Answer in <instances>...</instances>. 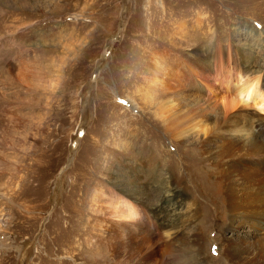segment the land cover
Segmentation results:
<instances>
[{"label":"rangeland","instance_id":"obj_1","mask_svg":"<svg viewBox=\"0 0 264 264\" xmlns=\"http://www.w3.org/2000/svg\"><path fill=\"white\" fill-rule=\"evenodd\" d=\"M251 27L264 32V0H0V264H161L162 257L173 264L170 247L141 261L149 241L125 240L121 228L112 230V243L100 240L106 206L133 201L132 193L155 205L164 190L181 204L203 201L206 192L197 196L174 175L185 144L165 133L161 107L182 109L176 136L203 137L214 113L193 100L225 92L217 80L213 92L183 75L185 53L194 49L209 60L205 67L221 55L224 75L252 55L264 67ZM172 60L180 78L174 95L152 84L145 68ZM256 108L229 113L226 126L260 118L264 132V110ZM156 213L143 221L160 233L178 231L188 241L199 227ZM199 223L210 253L204 264L226 263L206 240L217 246L220 233ZM242 226L241 236L260 235Z\"/></svg>","mask_w":264,"mask_h":264},{"label":"bare ground","instance_id":"obj_2","mask_svg":"<svg viewBox=\"0 0 264 264\" xmlns=\"http://www.w3.org/2000/svg\"><path fill=\"white\" fill-rule=\"evenodd\" d=\"M248 29L257 32L256 35L264 46V32L252 27ZM193 50L190 49L185 53L182 63L186 72L183 75L192 74L196 81L211 91L217 89L219 82L218 89L223 85L225 92L220 100H215L214 93L209 91L206 95H198L193 100L196 108L203 111L210 105L214 113L209 119L211 126L203 128L205 135L198 139L190 134L176 136L175 131L181 125L180 115L177 112L182 109L171 112L170 107L163 105L161 107L163 117L160 121L173 143H176L175 139H179L185 144L180 157L173 165L174 175L177 179L187 180V187L190 185L191 191L197 193V196L206 192L203 201L198 204L195 201L181 204L178 195L171 193L170 190H164L157 195L155 205H149L150 203L146 201L148 197L145 200L143 199L145 194L139 193L130 195L133 201L126 198L118 201L110 199L106 206L109 208L106 212L104 229L106 236L97 235V237L100 240L108 239L112 243V230L121 228L125 240L134 238L137 244L141 242L143 244L145 240L149 241L150 244L140 258L141 261L158 250L164 252L163 249L170 247L175 258L173 264H204L205 258L210 253L205 254L203 250L204 238L199 223L201 221L205 226L208 225L220 233V237L215 234L217 236L215 240L219 241L217 246L206 239L211 252H216L215 249L219 250L217 259L221 260L219 258L222 257L226 260V263L221 260L219 264H264V132L261 131L263 123L260 118L247 117V124L226 126L228 114L231 112L236 114L247 106L264 110V67H256L259 58L253 55L249 59L239 57V67L230 66L231 72L228 69V72L226 71L228 74L224 75L223 69L219 70L223 68L219 63L221 55L212 56L210 58L212 64L209 65L210 67H205L201 64L204 62L207 64L209 60L202 62L204 57L197 55ZM162 63L159 66L158 62L156 64L148 62L145 68L150 72L152 84L160 82L165 92L174 95L180 84L179 68L173 60ZM211 98L214 100L209 103ZM179 104L180 107L185 106L182 100H179ZM192 143L200 146L197 149L192 148L190 147ZM223 183H229L226 185L225 193L222 191ZM243 183H247V187L242 185ZM155 210L158 212L155 219L158 217L161 220L169 214L168 212L176 213L173 220L185 218L192 225L199 227L194 229L188 241L183 234L172 230L174 227L171 228V232L176 233V236H172L168 229L165 233H160L163 230L151 228L152 225L146 222L149 218L152 219L151 212L155 213ZM172 215L169 214V217L172 218ZM215 218H220L219 220L223 218L222 225H215ZM150 222L157 225V222L154 223L152 220ZM242 225L250 228L252 232L259 230L260 235L246 236L248 238L241 236L236 230L243 227ZM177 226L182 227L181 224ZM153 230L159 233L156 234L159 236L155 240H153ZM159 239L162 240V244L157 246L156 241ZM161 261V264H170L164 257Z\"/></svg>","mask_w":264,"mask_h":264}]
</instances>
